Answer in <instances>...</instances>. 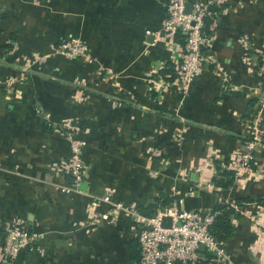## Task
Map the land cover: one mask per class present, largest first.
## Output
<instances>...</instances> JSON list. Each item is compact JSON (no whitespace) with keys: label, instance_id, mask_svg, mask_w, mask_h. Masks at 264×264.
Instances as JSON below:
<instances>
[{"label":"rangeland","instance_id":"374dc122","mask_svg":"<svg viewBox=\"0 0 264 264\" xmlns=\"http://www.w3.org/2000/svg\"><path fill=\"white\" fill-rule=\"evenodd\" d=\"M27 1L33 8V15L39 14L42 17L46 15L47 19L42 23L47 25L42 26V31L46 29L50 33L51 40L47 42L46 52L40 53L35 50L25 57L26 61L20 59L19 63L22 68L16 69L14 72H0V97H3V101L0 102V106H2L0 112L7 110V104L16 105L17 100L25 101L24 106L29 114L30 122H27L29 125H23L20 121L15 123L21 124L27 131L22 134L24 140L44 139L46 136H51L57 141L61 140L65 145L63 158L55 162L49 161L46 164L53 177L51 186L60 193H77L78 186L68 188L70 179L62 169L69 153L67 138L71 137L84 142L80 155L83 165L80 183L88 168V160L84 155L85 148L97 140L99 152L107 158L110 156L109 131L115 129L114 134L116 133L118 140L121 136V133H118L119 125L108 122V119L95 116L99 110L95 109L93 105L88 87L91 82L98 83L97 80L104 76L116 80L118 75L111 70L101 72L102 70L98 71L87 67L92 65L96 59L88 54L90 45L82 37V28L76 29L75 32L68 30L64 36L53 38L54 31L57 29V19L62 15H68V13L77 15L71 4L66 8L68 0ZM180 1L189 0H156L161 19L157 29L146 31V33L157 36V44L150 50L151 53L156 52L159 70L168 69L163 66L164 62L168 61L174 65L172 73L175 75L172 78H168L169 75H164L166 79L152 71L151 74L143 76L144 86L142 88L138 87L136 79L131 78L128 86V90L133 92L131 98L136 100L139 95H144L153 100L154 103L149 102L148 104L154 114L143 119L145 124H149V130L142 136L129 134L128 144L131 145V142L135 140H142L143 148L137 152L142 155L141 167L146 172L145 180L149 181V184L153 181L154 187H156L155 197L159 194L180 196L166 207L157 205L154 208L155 211L175 204L184 211L208 212L210 206L189 207L190 209L184 206V202L189 201L190 204L191 201L194 203L195 199L200 198L206 203L212 200L219 204H227L232 207L234 213H240L239 217L232 218L235 231L231 242L220 243L216 254L199 262L264 264V192L260 187V184L264 183V43L252 37L251 34L237 33L234 35L235 47L242 53L241 61L246 63L249 72L256 75V79L261 84L252 103L249 107L246 106L242 114L226 117L230 111L223 113L221 109L223 105L218 106L211 99H205L203 90H197V88L199 80L205 76L207 71L211 72L208 74L211 79L217 80L221 76V60L216 52L218 39H215L214 31L219 14L228 13L233 9L240 12L244 6L241 5L240 0H208L214 8L213 11L206 6L198 7V9H205L202 26L197 29L200 42L196 38V42L199 43L196 50L186 52L171 40L170 35L172 27L178 25L186 28L185 18L179 10ZM261 1L251 0L253 6H250H259ZM207 17L211 18V23L205 30L204 19ZM35 18L39 24L40 19L37 17L33 19ZM78 18L76 17V19ZM187 31L193 33L194 30ZM179 34L182 35L180 32ZM78 64L80 65L79 70L77 69ZM63 65V70H55V67ZM45 66H47L46 70ZM40 74L46 77L44 81L40 79L41 88H44V84L47 86L42 92L36 90L35 86V83L40 82L36 79L40 77ZM126 75L133 77V74L129 72ZM226 75L223 78L224 92L232 93L229 89L233 86ZM111 83L114 84V82ZM60 84L63 85L59 87ZM114 86H109V93ZM116 87L118 86L116 85ZM106 89L107 87L103 88V90ZM52 96L61 98L64 102L63 107L60 104L58 106L48 105L45 102V100L49 102ZM41 97L42 99L44 97L42 101ZM111 104L114 107H120L125 105V102L115 98L112 99ZM131 104H136V102H130ZM59 109L63 111L61 115L58 114ZM223 114L225 115L223 116ZM135 119L136 117L133 116L126 120L131 122ZM121 122L120 120V124ZM111 126H115V128ZM19 136L21 137V135ZM2 139L7 142L6 139ZM249 143H252V147L249 146ZM9 147L11 145L6 143L5 147L0 148L2 157L8 153ZM222 147H227V151H224ZM213 159L218 161L220 168L233 171L234 177L239 183L237 188L222 191L211 184L208 177L216 175L214 166L211 164ZM14 172L19 177L22 175L17 169ZM191 175L194 177L192 180L190 179ZM23 179L20 183L21 188L30 193V199L28 197L25 202L32 203L31 205L25 204L30 209L28 214L37 218L35 220H32L31 217L27 218L23 211L0 214V247H2L7 232L16 227L26 231L32 238L27 245L17 251L14 257L4 258L3 255H0V264H88L80 251H75L78 254L75 257L76 262L62 259L65 255L71 256L73 253L72 247L68 246L60 249L57 254L60 257H52L55 263L46 261V250L49 251V249L46 244L39 242L41 239L39 219L42 216L39 210H44L46 207L45 203H41L44 188H29L31 184L40 187V181H38L40 179L35 176H25ZM105 193L97 194L102 197L93 199L94 202L103 201ZM154 198L148 203H151ZM241 198L247 200H242L243 202L239 203L238 200ZM110 201L112 204L119 203L136 211L133 204L120 203L127 202L125 199L118 201L110 199ZM112 210L111 206L108 211L105 210L104 214ZM117 215L113 216L114 219L121 216L122 213L117 212ZM99 219L102 220L100 215L97 221ZM138 230L139 224H136L135 235ZM95 248L96 259L91 261V264H103L99 259L101 248L98 246ZM54 250L55 246L50 252L53 253ZM55 255L56 253H53V256ZM114 262L113 259L112 263ZM126 264L137 263L128 262Z\"/></svg>","mask_w":264,"mask_h":264},{"label":"crops","instance_id":"0c3cea01","mask_svg":"<svg viewBox=\"0 0 264 264\" xmlns=\"http://www.w3.org/2000/svg\"><path fill=\"white\" fill-rule=\"evenodd\" d=\"M239 2L244 6L240 12L235 9L229 10L228 13L223 12L219 14L214 25L215 39H218L216 52L221 60L220 70L223 72L220 71L221 76L215 80L211 79L208 75L211 72L207 71L199 80L197 88V90H203L205 99H211L218 106L223 105L221 108L223 113L230 111L226 117L242 114L248 101L255 98L261 84L256 79V75L249 72L246 63L241 61L242 53L235 47L234 35L251 34L252 37L264 43V0L255 7H252L251 0ZM69 4L77 15L68 13L57 19V29L54 31L53 38L64 36L68 30L75 32L76 29L82 28L83 34L80 31L77 32L82 34L90 45L88 54L96 59L87 67L102 70L101 72L111 70L118 75L116 80L104 76L97 80L98 83L91 82L88 89L95 109L99 110L95 116L119 125L118 133H121V136L118 140L116 133L114 134L115 129L109 131L110 156L107 158L99 152L97 140L85 148L84 155L88 160V168L83 175L84 179L78 184V192L60 193L51 186L53 177L46 164L63 158L65 145L61 140L57 141L51 136H46L44 139L30 138L25 141L22 134L27 131L21 124L29 125L27 122H30L27 108L24 106L25 101L17 100L16 105L7 104V110L0 112V118H2L0 119V148L5 147L6 143L11 147L8 148V153L4 157L0 155V214L23 211L27 218L31 217L32 220L37 218L28 214L30 209L25 204L32 203L25 202V199L28 197L30 199V193L23 190L20 185L25 176H35L40 179L38 180L40 187L31 184L29 188H44L41 203H45L46 207L44 210H39L42 216L38 219L41 230L39 242L46 244L49 249V251L46 250L47 262H54L52 257H60L57 255L60 249L68 246L72 247L71 251L75 255L73 253L71 256L65 255L62 259L76 262L75 257L78 254L75 251H80L88 264H91V261L96 259L95 247L98 246L101 248L99 259L103 264L132 263L129 258V243L136 239L134 233L136 220L139 216L145 217L140 210L143 211L144 205L155 197L156 187L153 181L149 184V181L145 180L146 172L141 167L142 155H139L137 150H142V140H135L131 142V145L128 144L129 134L142 136L149 130V124L147 122L145 124L143 119L153 116V110H150L148 104L153 100L144 95H139L138 99L133 100L131 98L133 92L128 90V86L132 79H136L138 87L142 88L145 74L148 75L152 71L159 72L156 52L151 53L150 50L157 44V36L146 33L159 26L161 19L159 5L156 0H68L66 8ZM32 9L27 0H0V72H14L22 68L20 59L26 61L25 57L35 50L40 53L46 52V45L51 37L46 29L42 31V26L47 25L42 21H45L47 17L33 15ZM34 17L40 19L39 24L36 18L33 19ZM76 17L79 18L76 19ZM79 67L78 64V70ZM44 69L46 70L47 66ZM60 69L63 70L64 65L55 67L56 71ZM128 72L133 74V77H128L126 75ZM225 74L233 86L229 89L232 93L224 92ZM36 79L44 81L46 77L40 74V77ZM35 84L39 92L47 88L46 84L43 85V89L41 88V81ZM109 86H114L111 93L108 92ZM105 87L107 89L103 90ZM115 98L125 102V105L112 106V99ZM43 99L41 97V101ZM1 101L3 97H0ZM45 102L53 106L60 104L62 107L64 103L61 98L54 96L49 102L47 100ZM130 102H136V104L130 105ZM58 111L59 115L63 112L62 109ZM133 116L136 117L135 120L131 122L126 120ZM17 121L21 124H15ZM111 127L115 128V126ZM226 149L227 147L223 148L224 151H227ZM15 169L22 173L23 178L14 172ZM211 176L208 178L210 179ZM193 178L191 175L190 179ZM238 185L235 178L232 189L237 188ZM260 185L264 192V183ZM102 192H106L103 195L106 199L95 203L93 199L102 197L97 195ZM110 199L127 200L120 203L133 204L137 211H135L136 215L122 214L114 219L113 216L118 215L112 210L109 211V218L97 221L99 215H104L105 210L108 211L111 207ZM195 200L190 204L186 201L184 205L208 207L217 203L212 200L206 203L200 198ZM113 213L115 214L112 215ZM231 239L223 243L231 242ZM54 246L55 256L50 252L53 251ZM113 259L114 263H112ZM58 260L56 262H59Z\"/></svg>","mask_w":264,"mask_h":264},{"label":"built area","instance_id":"2783aa9c","mask_svg":"<svg viewBox=\"0 0 264 264\" xmlns=\"http://www.w3.org/2000/svg\"><path fill=\"white\" fill-rule=\"evenodd\" d=\"M187 1L179 2V10L185 18L186 28L175 26L171 28V40L176 33H182L184 43L181 46L186 52H194L199 43L197 29L202 26V19L205 16V9L198 7L210 5L208 0L191 1V11L184 14V4ZM200 11V12H198ZM191 23H193L191 25ZM187 30H194L188 33ZM200 42V41H199ZM64 47V45H63ZM182 50V51H183ZM69 153L63 164V170L70 179L68 188L77 187L83 173L81 162V149L84 142L67 138ZM252 147V143H249ZM106 199V198H105ZM180 202V201H179ZM116 212L122 214L136 215L134 209L116 203L111 204ZM109 213L101 216L106 219ZM170 217L171 223L169 228L161 227V218ZM214 214L210 211L201 212L199 210L184 211L175 204L162 209L156 210L150 217H138L136 220L139 224V230L136 234L138 243V262L137 264H195L204 260L202 253L214 255L218 252L219 243H217L209 233V226L213 221ZM32 237L20 229L13 228L7 232L0 247V255L4 258L14 257L17 251L27 245ZM199 245L204 247V252L198 251Z\"/></svg>","mask_w":264,"mask_h":264},{"label":"trees","instance_id":"16d2710c","mask_svg":"<svg viewBox=\"0 0 264 264\" xmlns=\"http://www.w3.org/2000/svg\"><path fill=\"white\" fill-rule=\"evenodd\" d=\"M189 1H195V0H189ZM209 10H214L212 5H208ZM211 23V18L207 17L204 19V27L205 30H207V26ZM172 41L177 43L179 46H182L184 43V36L180 35L179 33L174 34ZM164 67L168 69H161L159 70L158 74L163 76L164 75H169L168 78H172L175 74L172 73V70L174 68V65L171 62H166ZM167 79V78H166ZM252 103V100H249L247 103V107L250 106ZM212 165L214 166V170L216 172V175H212L210 177V182L211 184L219 188L221 190H228L232 189L235 183V177L234 173L231 170L220 168L219 163L217 160L213 159L211 161ZM180 198V196H163L162 194H159V196L155 197L151 203H148L146 206L143 207V211L140 210V212L143 214L145 217H150L151 215L154 214L155 210L154 208L158 206L166 207L168 206L173 200H176ZM247 200L245 198L239 199V203H242L243 201ZM185 206V205H184ZM187 209H190L186 205ZM209 211L214 214L213 221L209 226V233L213 237V239L217 243H223L227 239H230L233 237L234 234V228L232 225V218L234 217H239L240 213L236 212L234 213V210L232 207H229L227 204H212L210 206ZM2 243V241H1ZM36 244V242H35ZM129 258L132 262L137 263L138 262V243L136 239H133L129 243ZM203 257L205 259H209L212 257L210 253H202ZM197 264H208L206 261L199 262ZM211 264V263H210ZM214 264V263H213ZM221 264H226V263H221Z\"/></svg>","mask_w":264,"mask_h":264},{"label":"water","instance_id":"95a60500","mask_svg":"<svg viewBox=\"0 0 264 264\" xmlns=\"http://www.w3.org/2000/svg\"><path fill=\"white\" fill-rule=\"evenodd\" d=\"M190 11H191V1H187V2H185V4H184V9H183V13L184 14H189L190 13ZM193 23H191V25H192ZM170 223H171V219H170V217H162L161 218V227L162 228H169L170 227ZM198 251H200V252H204V247L202 246V245H199V247H198Z\"/></svg>","mask_w":264,"mask_h":264}]
</instances>
